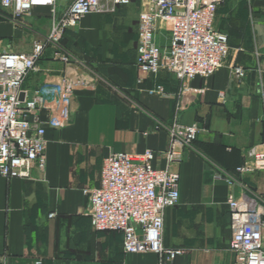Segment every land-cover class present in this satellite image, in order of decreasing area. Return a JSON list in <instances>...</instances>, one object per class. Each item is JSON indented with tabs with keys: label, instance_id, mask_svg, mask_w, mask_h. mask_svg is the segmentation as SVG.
Returning a JSON list of instances; mask_svg holds the SVG:
<instances>
[{
	"label": "crops",
	"instance_id": "0c3cea01",
	"mask_svg": "<svg viewBox=\"0 0 264 264\" xmlns=\"http://www.w3.org/2000/svg\"><path fill=\"white\" fill-rule=\"evenodd\" d=\"M69 3L57 0L60 13ZM49 12L35 8L16 19L0 0V53L29 52L48 34ZM140 12L132 2L113 14L88 15L77 28L79 62L44 59L41 64L56 73L27 81L36 89L67 75L94 79L95 87L74 94L65 129L47 130L44 170L34 168L28 179L0 177V264H34L37 257L44 264H158L153 253L125 254L122 234L93 229L85 190L100 186L111 153L166 151L175 123L198 124L201 132L179 168L180 202L165 212L164 245L186 252L173 264H236L231 194L256 198L264 219V169L236 171L253 148L264 158V0H229L220 7L216 29L228 34L230 55L213 77L190 82L204 93L191 94L183 110L175 99L152 92L161 85L177 94L181 83L172 73L145 74L135 66ZM74 39L67 34L65 46L72 48ZM155 41L166 48L170 36L159 32ZM235 66L246 70L245 78L234 75ZM219 171L237 184L217 180Z\"/></svg>",
	"mask_w": 264,
	"mask_h": 264
},
{
	"label": "built area",
	"instance_id": "2783aa9c",
	"mask_svg": "<svg viewBox=\"0 0 264 264\" xmlns=\"http://www.w3.org/2000/svg\"><path fill=\"white\" fill-rule=\"evenodd\" d=\"M227 1L70 0L60 13L57 0H1L3 9L13 10L16 19L30 17L35 8H48L51 26L29 52L0 53V177L28 179L34 168L44 170L47 130L65 129L74 94L95 87L94 79L67 75L57 83L45 81L36 89L26 87L30 76L40 71L49 50L53 60L72 64L73 55L63 40L85 17L113 14L120 6L138 2L141 12L135 66L145 74L158 75L162 70L172 73L181 83L177 94L161 85L152 92L175 99L178 110H183L191 94L204 93L203 89H192L190 82L213 77L230 55L228 34L216 29L218 11ZM161 30L170 36L166 48L155 41ZM233 72L238 79L246 76L240 66ZM168 130L170 145L166 151L111 153L103 160L100 186L85 190L93 229L122 234L125 254L153 253L158 264H173L186 253L164 245L165 212L180 202L179 168L201 132L198 124L175 123ZM260 157L257 148L251 149L249 160L237 168V173L264 169V158ZM215 178L230 186L237 184L224 171L217 172ZM227 204L232 219L230 251L236 264H264L260 202L243 191L238 197L231 194ZM34 264H44V258H35Z\"/></svg>",
	"mask_w": 264,
	"mask_h": 264
},
{
	"label": "rangeland",
	"instance_id": "374dc122",
	"mask_svg": "<svg viewBox=\"0 0 264 264\" xmlns=\"http://www.w3.org/2000/svg\"><path fill=\"white\" fill-rule=\"evenodd\" d=\"M218 19H219V15H218ZM221 22V21H220ZM221 24V23H220ZM51 26V25H50ZM78 28V27H77ZM77 28L76 29H74V30H70L67 34H72V36L75 38L74 40L75 41H72L71 42V44H70V46L72 47V48H70V47H66L65 46V38H66V36H65V38H64V40H63V45L71 52V49H73V53H72V55H73V60H72V63H77V62H79V59H80V57H78L77 55H75L76 53H77V49H79L78 47H79V45H80V39L77 37V32H78V30H77ZM218 28H220L219 26H218ZM50 30V29H49ZM161 32V34H163V35H167L168 33L165 31V30H161L160 31ZM46 61L47 60H51V61H54V62H57V61H55V60H53V51L52 50H49L47 53H46V56H45V58H44ZM58 63H60V62H58ZM62 64V63H61ZM241 67V66H240ZM243 68V67H242ZM246 71V70H245ZM54 72L56 73V71H48L47 70V68H46V66H45V64H41V66H40V71L38 72V73H36V74H32L31 76H30V78L28 79V81L29 80H32V81H30L32 84H34L35 82H40V81H43L44 79H45V77L46 76H50V75H52V74H54ZM246 77V76H245ZM244 77V78H245ZM165 88V87H164ZM187 153V152H186ZM185 158H186V156H185Z\"/></svg>",
	"mask_w": 264,
	"mask_h": 264
},
{
	"label": "water",
	"instance_id": "95a60500",
	"mask_svg": "<svg viewBox=\"0 0 264 264\" xmlns=\"http://www.w3.org/2000/svg\"><path fill=\"white\" fill-rule=\"evenodd\" d=\"M23 98V95L21 96V99Z\"/></svg>",
	"mask_w": 264,
	"mask_h": 264
}]
</instances>
